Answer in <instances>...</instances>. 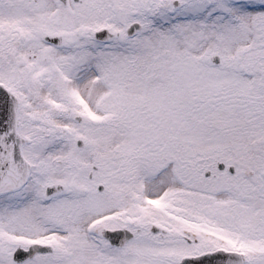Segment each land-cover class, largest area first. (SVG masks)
Wrapping results in <instances>:
<instances>
[{
    "label": "snow or ice",
    "instance_id": "1",
    "mask_svg": "<svg viewBox=\"0 0 264 264\" xmlns=\"http://www.w3.org/2000/svg\"><path fill=\"white\" fill-rule=\"evenodd\" d=\"M0 264H264V0H0Z\"/></svg>",
    "mask_w": 264,
    "mask_h": 264
}]
</instances>
